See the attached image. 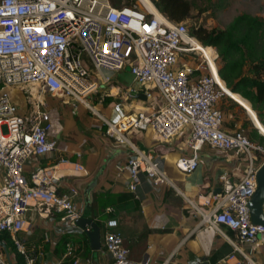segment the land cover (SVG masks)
Masks as SVG:
<instances>
[{"label": "built area", "instance_id": "2783aa9c", "mask_svg": "<svg viewBox=\"0 0 264 264\" xmlns=\"http://www.w3.org/2000/svg\"><path fill=\"white\" fill-rule=\"evenodd\" d=\"M194 39L186 21L170 19L151 0L121 6L111 0H0V167L4 171L0 233L9 234L25 264H37L39 258L19 236L32 227L27 213L33 207L47 215L62 212L60 222L72 232L92 229L78 224L83 217L78 190L58 192L59 166L71 163L76 171L87 173L84 165L61 158L50 165L28 166L33 159L38 161L55 151L58 144L49 137L50 97L69 96L95 110L89 97L107 86L114 89L113 75L126 67L136 86L126 87L124 94L131 102H142L139 95L143 94L147 104L116 121L103 120L108 135L129 143L135 151L126 165L131 178L129 189L137 192L141 170L150 168L164 176L159 163L126 135L133 129H153L164 142L186 132L191 154L176 160V166L186 173L200 166V152L205 147L245 154V175L238 181L222 175L221 199L215 196L216 205L208 213L197 209L203 221L233 245L226 264H260L246 247L264 242V225L253 222L249 206L258 187L264 147L253 142L243 129L229 132L223 127L225 114L218 102L226 93L219 83V54L213 46L201 44L197 49ZM182 53L198 58L179 66ZM13 89L24 97V111ZM253 151L261 153L258 163ZM206 203L210 205V199ZM223 226L235 237L230 238ZM105 227L102 251L112 264H152L148 257L142 261L129 258L117 218H108ZM14 259L0 247V264H14ZM66 261H80L73 241L66 243L62 257L43 264Z\"/></svg>", "mask_w": 264, "mask_h": 264}, {"label": "crops", "instance_id": "0c3cea01", "mask_svg": "<svg viewBox=\"0 0 264 264\" xmlns=\"http://www.w3.org/2000/svg\"><path fill=\"white\" fill-rule=\"evenodd\" d=\"M197 58L195 54L182 53L178 65L195 62ZM112 84L114 89L107 86L89 97L94 104L88 101L95 110L69 96H51L52 128L49 137L56 139L58 144L55 151L38 161L33 159L28 166L50 165L61 158L77 161L85 166L88 172L82 173L76 171L73 164L62 163L59 166L58 192L63 193L71 188L78 190L77 201L83 208V216L93 219L101 229L102 248L105 222L108 218L115 217L119 221L118 229L123 234L124 245L130 250L129 258L134 261H142L148 257L153 260L152 264H163L166 261L168 264H188L192 261L226 264V257L233 253V245L211 224L203 221L200 211L210 212L217 199L223 196V192L218 190L214 193L223 185L222 175H227L233 181H238L245 175L246 155L205 147L200 152V166L195 171L186 173L176 166V160L180 156L191 154L186 145V132L164 142L153 129H133L126 135L143 153L159 163L164 176L161 177L150 168L141 170L137 192H132L129 189L131 178L126 165L135 151L129 143L108 135L103 117L116 121L139 111L147 103L146 99L131 102L124 94L126 87L135 84L128 67L113 75ZM12 92L17 93L20 109L24 111V97L15 89ZM232 99L246 107V111H250L264 135V126L257 113L237 98ZM224 114L229 123L224 126L227 131L241 128L243 115L237 120L238 114ZM78 152L81 153L80 156L77 155ZM219 169L224 172L218 173ZM3 174L0 167V185ZM217 175H220L219 180L216 179ZM215 196H218L217 199ZM207 199H210V205L206 203ZM110 207L113 211H108ZM61 216L62 212L53 211L47 215L36 207L28 211L27 218L32 227L19 236L28 248H33L39 254L37 264L62 257L65 246L62 248L59 243L65 238H71L69 241L75 243L79 253L92 250L89 256L79 254L78 264H112L102 248L98 252L92 249L87 233H75L62 226ZM223 228L230 238L235 237L230 228ZM246 250L257 262L264 264L263 241L254 247H246ZM65 264H72V261H66Z\"/></svg>", "mask_w": 264, "mask_h": 264}, {"label": "trees", "instance_id": "16d2710c", "mask_svg": "<svg viewBox=\"0 0 264 264\" xmlns=\"http://www.w3.org/2000/svg\"><path fill=\"white\" fill-rule=\"evenodd\" d=\"M151 1L159 11L176 22L190 18L194 8L193 3L189 0ZM133 2V0H129L128 3L133 4ZM189 30L191 35L195 36L201 44L217 48L219 54L218 72L222 78L219 77L221 83L224 87L229 88L241 103L254 110L264 126V19L244 12L234 17L225 28L196 25ZM238 93L250 101L253 109L249 102ZM219 103L220 106L218 105V107L222 111L231 113V115L238 114L237 120H240V115H243L241 128H248V137L264 147V135L253 124L242 105L228 95L223 96ZM236 107L240 111L235 110ZM226 124L229 125L225 119L223 127ZM234 124H236L235 121ZM0 239L11 245L15 258L14 264H25L24 256L15 251L13 240L9 234L0 233ZM69 240L71 238H65L59 244L63 248ZM91 253L92 250L88 249L85 253L78 252V255L89 256Z\"/></svg>", "mask_w": 264, "mask_h": 264}, {"label": "rangeland", "instance_id": "374dc122", "mask_svg": "<svg viewBox=\"0 0 264 264\" xmlns=\"http://www.w3.org/2000/svg\"><path fill=\"white\" fill-rule=\"evenodd\" d=\"M136 3L137 0H133ZM193 3V12L190 18L186 21L189 29L196 25H204L206 27L225 28L234 17L247 12L253 15L260 16L264 19V0H189ZM116 6L129 5V0H111ZM225 96V95H224ZM91 103L92 101L88 99ZM94 104V103H92ZM96 106V104H95ZM98 107V106H96ZM92 110V109H91ZM235 110H238L236 107ZM240 111V110H238ZM248 135V128L242 127ZM254 160L256 163L261 158V154L253 151ZM11 246V245H10Z\"/></svg>", "mask_w": 264, "mask_h": 264}, {"label": "water", "instance_id": "95a60500", "mask_svg": "<svg viewBox=\"0 0 264 264\" xmlns=\"http://www.w3.org/2000/svg\"><path fill=\"white\" fill-rule=\"evenodd\" d=\"M139 97L141 99H144V100L146 99V97L143 94L139 95ZM247 111H248V114L250 115V118L252 119L254 125L257 127L256 119L254 120V118L252 117V114L250 113V111L249 110H247ZM259 131H260L261 134H263L261 130H259ZM222 172H224L222 169L218 170V173H222ZM216 179L219 180L220 179V175H217ZM231 181H233V180H231ZM257 182H258V187L256 189V192H255L253 198L251 199V201L249 203V206H250V209H251L253 222L256 223V224H263L264 225V163L260 166V168H259V170L257 172ZM217 190L219 192H222V190H223L222 186L218 187V189H216V191H214V193H216ZM78 224L81 227H83V228L85 226H87V225L91 226L92 229H91V231L87 232V235L90 238L92 249L94 251H96V252L101 250V248H102L101 229L93 221V219H90V218H87V217L83 216L78 221ZM5 249L7 250L6 246H5ZM7 254L10 255L8 250H7Z\"/></svg>", "mask_w": 264, "mask_h": 264}, {"label": "bare ground", "instance_id": "6f19581e", "mask_svg": "<svg viewBox=\"0 0 264 264\" xmlns=\"http://www.w3.org/2000/svg\"><path fill=\"white\" fill-rule=\"evenodd\" d=\"M144 1H145L146 3H150V0H144ZM193 42H194V44L196 45V48H197V49H200V48L202 47L201 43L198 42L197 40L194 39ZM206 53H207L208 56H210V54H209V50H206ZM219 83H220V85L222 86V88H223L224 92L226 93V95L230 96L231 98H235V96L233 95L232 91H231L229 88L224 87V85H223V84L221 83V81H220V78H219Z\"/></svg>", "mask_w": 264, "mask_h": 264}, {"label": "flooded vegetation", "instance_id": "af4514ba", "mask_svg": "<svg viewBox=\"0 0 264 264\" xmlns=\"http://www.w3.org/2000/svg\"><path fill=\"white\" fill-rule=\"evenodd\" d=\"M5 246L7 247V250L9 251L10 254H13V249L12 247L10 246V244L6 241H3L0 239V247H3L4 250L7 252V250L5 249Z\"/></svg>", "mask_w": 264, "mask_h": 264}]
</instances>
